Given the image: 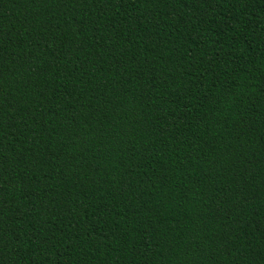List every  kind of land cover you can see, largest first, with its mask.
<instances>
[{
	"label": "trees",
	"instance_id": "obj_1",
	"mask_svg": "<svg viewBox=\"0 0 264 264\" xmlns=\"http://www.w3.org/2000/svg\"><path fill=\"white\" fill-rule=\"evenodd\" d=\"M0 264H264V0H0Z\"/></svg>",
	"mask_w": 264,
	"mask_h": 264
}]
</instances>
